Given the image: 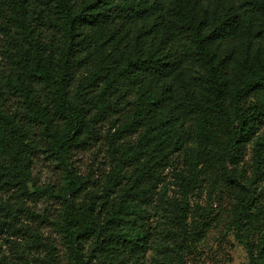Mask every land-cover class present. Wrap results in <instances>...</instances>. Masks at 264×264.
<instances>
[{"label": "trees", "instance_id": "1", "mask_svg": "<svg viewBox=\"0 0 264 264\" xmlns=\"http://www.w3.org/2000/svg\"><path fill=\"white\" fill-rule=\"evenodd\" d=\"M91 147L107 170L90 186L72 156ZM38 156L57 186H35ZM33 196L57 201L41 218L59 239L26 227L18 237L43 253L33 264H145L149 250L186 264L225 199L247 264H264V0H0L12 235Z\"/></svg>", "mask_w": 264, "mask_h": 264}, {"label": "rangeland", "instance_id": "2", "mask_svg": "<svg viewBox=\"0 0 264 264\" xmlns=\"http://www.w3.org/2000/svg\"><path fill=\"white\" fill-rule=\"evenodd\" d=\"M103 151L98 147H91L85 151H77L72 156V164L77 176L81 179H88L90 186L93 182L101 181L102 174L107 170L106 164L102 162ZM172 170L167 173L169 185V195L174 196L177 188L174 186V180L171 178ZM60 173L54 166L46 161L42 156H38L32 166V178L37 187H55L60 183ZM25 207L35 214V217L27 214H18L17 227L23 228L15 235L7 229L10 216L7 215L1 206L7 203V197L1 198L0 204V263L2 264H18L21 250L29 256V264H33L36 257H42L43 253L36 252L34 248L25 247L24 241L18 237L24 232L26 227L31 231L37 230L49 241L59 239L48 221H43L42 215L46 212L50 221L58 210L56 200L47 196H37L24 199ZM205 192L195 198V202L201 206L205 205ZM13 202L10 200V206ZM225 199L220 206L212 203L213 207V224L209 228L206 236L198 245L197 250L186 257V264H247V256L244 250L236 243L231 232L227 230V217L229 205ZM40 218H36L39 217ZM62 248L58 246V252L61 253ZM156 253L149 250L145 257V264H153Z\"/></svg>", "mask_w": 264, "mask_h": 264}]
</instances>
